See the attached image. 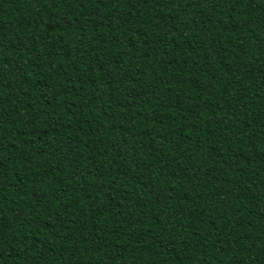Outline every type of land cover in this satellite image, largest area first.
<instances>
[{
  "label": "trees",
  "instance_id": "trees-1",
  "mask_svg": "<svg viewBox=\"0 0 264 264\" xmlns=\"http://www.w3.org/2000/svg\"><path fill=\"white\" fill-rule=\"evenodd\" d=\"M0 264H264V0H0Z\"/></svg>",
  "mask_w": 264,
  "mask_h": 264
}]
</instances>
